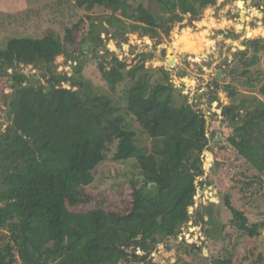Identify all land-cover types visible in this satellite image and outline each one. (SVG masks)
Here are the masks:
<instances>
[{
  "label": "trees",
  "instance_id": "1",
  "mask_svg": "<svg viewBox=\"0 0 264 264\" xmlns=\"http://www.w3.org/2000/svg\"><path fill=\"white\" fill-rule=\"evenodd\" d=\"M109 2L92 0L99 6ZM159 2L164 3L162 12L178 6L185 11L184 4L175 0ZM121 3L127 5V0ZM147 13L139 6L131 20L142 24ZM158 20L159 26L154 22L150 27L134 24L131 28L155 35L157 27L165 24L163 18ZM70 34L71 30H66L68 40ZM90 41L94 43L95 38ZM259 42L250 43L254 53L259 52ZM61 54L69 57L49 32L42 39L9 40L6 48L0 49V64L16 71L40 62L51 74L50 67ZM97 60L102 82L118 95V101L92 87L87 89L86 84L80 87L83 93L63 90L55 98L42 86L22 88L26 77L17 72L13 76L16 92L9 114L18 118L17 130L12 138H0V230L8 235L0 244V264H153L148 260L151 248L138 244V238L149 243L176 239L189 221L188 207L195 202L197 187L203 185L202 155L209 145L205 115L187 103H175V89L163 68L159 71L165 83L154 80L143 63L126 70L127 65L115 57L109 62L103 57ZM256 60L254 54L243 64L249 68ZM80 71L81 62H77L74 74ZM51 77L49 92L59 81L77 86L73 76ZM223 89L234 103L237 91L229 85ZM120 101L124 107L118 106ZM250 103L241 119H228L234 135L231 143L251 168L264 175V102L252 97ZM131 118L152 140L150 151L138 144ZM114 145L115 160L139 171L142 181L140 188L134 187L130 213L69 211L66 196L92 178ZM225 200L233 217L231 225L240 236L254 237L263 230L264 226L257 224L249 228L247 217ZM183 244L185 256L200 252L195 244ZM133 245L143 253H129ZM175 264L193 263L179 257ZM210 264L233 262L221 256Z\"/></svg>",
  "mask_w": 264,
  "mask_h": 264
},
{
  "label": "rangeland",
  "instance_id": "2",
  "mask_svg": "<svg viewBox=\"0 0 264 264\" xmlns=\"http://www.w3.org/2000/svg\"><path fill=\"white\" fill-rule=\"evenodd\" d=\"M122 1L111 0L99 6L92 0H0L1 50L11 39H42L50 32L69 53V57L61 54L56 58L51 74L40 62L16 71L0 64V138H12L17 130L18 118L9 114L15 99L16 88L12 86L16 72L27 79L22 88L42 86L46 94L55 98L63 90L83 93L80 87L86 84L87 89L92 87L96 93L118 101V95L100 78L98 58L109 62L115 57L127 65L126 70L143 63L148 74L161 83H165L159 71L163 68L175 89V103H187L205 115L209 145L202 155L203 185L197 187L195 206L188 211L189 221L177 238L149 243L139 237L138 244H148V260L153 264H175L179 257L193 264H210L221 256L229 257L233 264H264V228L254 237L240 236L231 225L233 217L225 200L247 217L249 228L254 224L264 226V175L238 154L231 143L234 135L229 118L222 116L229 109L235 114L233 120H239L250 109L252 97L264 102V0H175L184 4L185 11L178 6L168 13L162 12L164 3L159 0H127V5ZM139 6L148 12L142 24L131 20ZM162 18L165 24L157 27L155 35L131 28L134 24L150 27L154 22L159 26L158 19ZM66 30H71L69 40ZM253 40L260 41L257 53L250 44ZM241 52L245 53L243 57ZM254 54L255 65L246 68L244 61L251 60ZM68 60L81 62L79 74H74L73 64L66 67ZM51 76L58 80L73 76L77 86L59 81L60 85L49 92ZM227 85L238 93L234 103L223 89ZM124 105L118 103L119 107ZM130 122L138 144L150 151L152 140L133 118ZM115 154V145L110 146L106 160L93 171L92 178L66 196L69 211L103 209L120 216L130 213L134 187L140 188L142 181L139 171L116 161ZM7 237V232L0 230V244ZM183 243L195 244L200 252L185 256ZM138 250L143 253L142 248L133 245L128 252L136 254Z\"/></svg>",
  "mask_w": 264,
  "mask_h": 264
},
{
  "label": "built area",
  "instance_id": "3",
  "mask_svg": "<svg viewBox=\"0 0 264 264\" xmlns=\"http://www.w3.org/2000/svg\"><path fill=\"white\" fill-rule=\"evenodd\" d=\"M65 63H66V67H68V68H69V67H72V66H74V67L77 66V62H74V60H68V61H66ZM72 64H73V65H72ZM71 65H72V66H71ZM66 67H65V68H66ZM74 67H73V68H74ZM195 198H196V196L194 197V201H195ZM194 206H195V204H194ZM194 206H193V207H194ZM193 207H189L188 211H189L190 209H192ZM186 237H187V239H188V238H189V235H188V236L186 235ZM180 239H181V238H180ZM185 242H186V241H185ZM140 252H141V250H138V252H136V254H140Z\"/></svg>",
  "mask_w": 264,
  "mask_h": 264
},
{
  "label": "flooded vegetation",
  "instance_id": "4",
  "mask_svg": "<svg viewBox=\"0 0 264 264\" xmlns=\"http://www.w3.org/2000/svg\"><path fill=\"white\" fill-rule=\"evenodd\" d=\"M222 116L225 117V118H231L233 119L232 117L235 116L234 113L231 114L230 110L229 109H225L223 112H222Z\"/></svg>",
  "mask_w": 264,
  "mask_h": 264
},
{
  "label": "water",
  "instance_id": "5",
  "mask_svg": "<svg viewBox=\"0 0 264 264\" xmlns=\"http://www.w3.org/2000/svg\"><path fill=\"white\" fill-rule=\"evenodd\" d=\"M168 64H169V65H171V64H172V62L170 61ZM7 67H8V66H7ZM237 114H240V112H238ZM232 118L234 119V118H235V116H233Z\"/></svg>",
  "mask_w": 264,
  "mask_h": 264
},
{
  "label": "clouds",
  "instance_id": "6",
  "mask_svg": "<svg viewBox=\"0 0 264 264\" xmlns=\"http://www.w3.org/2000/svg\"><path fill=\"white\" fill-rule=\"evenodd\" d=\"M9 68V67H8ZM194 204H195V202H194ZM194 204L192 205V206H190V207H193L194 206ZM188 209H189V207H188ZM136 255H141V254H136Z\"/></svg>",
  "mask_w": 264,
  "mask_h": 264
},
{
  "label": "bare ground",
  "instance_id": "7",
  "mask_svg": "<svg viewBox=\"0 0 264 264\" xmlns=\"http://www.w3.org/2000/svg\"><path fill=\"white\" fill-rule=\"evenodd\" d=\"M239 7H240V8H242V7H243V5L241 4V5H239ZM205 58H206V56H205Z\"/></svg>",
  "mask_w": 264,
  "mask_h": 264
}]
</instances>
